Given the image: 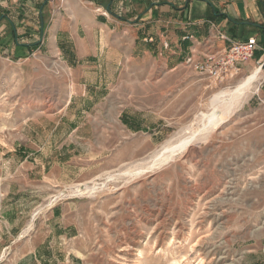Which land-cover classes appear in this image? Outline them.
<instances>
[{
  "label": "rangeland",
  "instance_id": "374dc122",
  "mask_svg": "<svg viewBox=\"0 0 264 264\" xmlns=\"http://www.w3.org/2000/svg\"><path fill=\"white\" fill-rule=\"evenodd\" d=\"M206 1L226 13L264 4ZM147 43L86 88L60 41L29 60L0 51V264H38L35 249L66 231L60 264H264V77L206 140L148 169L198 129L214 96L263 62L216 83L186 58L165 64ZM86 183L100 190L82 191Z\"/></svg>",
  "mask_w": 264,
  "mask_h": 264
},
{
  "label": "crops",
  "instance_id": "0c3cea01",
  "mask_svg": "<svg viewBox=\"0 0 264 264\" xmlns=\"http://www.w3.org/2000/svg\"><path fill=\"white\" fill-rule=\"evenodd\" d=\"M12 2L17 4L8 7V0H0V51L8 59L23 61L29 60L46 43L52 47L60 41L61 50L70 52L64 62L72 71L73 80L84 82L85 88L97 85L91 81L94 76L114 73L120 60L130 58L136 46L143 42H149L145 44L147 51L156 52L168 65L177 61L182 64L190 55L197 58L222 52L231 42L255 38L257 49L253 58L262 61L264 68V6L261 4L252 7L241 2L226 13L215 10L206 0ZM58 35L63 38H57ZM110 39L115 45L107 47ZM125 43H131V55L121 51V44ZM261 87L264 99V82ZM93 90L98 94L100 87ZM47 214L49 220L58 217L56 208ZM63 234L53 235L46 245L35 249L34 261L60 264L58 240L62 238L66 243L69 232ZM67 259L65 256L64 260Z\"/></svg>",
  "mask_w": 264,
  "mask_h": 264
},
{
  "label": "bare ground",
  "instance_id": "6f19581e",
  "mask_svg": "<svg viewBox=\"0 0 264 264\" xmlns=\"http://www.w3.org/2000/svg\"><path fill=\"white\" fill-rule=\"evenodd\" d=\"M236 75L237 74H233L232 77H230L231 80ZM262 77V68L256 67L247 77L241 79L234 88L220 91L216 96H214L213 101L210 104V111L198 117V129L179 138L174 144H171L170 142L167 143L162 148L163 153L156 156L155 160L151 163V166L148 167V169L167 164L173 159L175 154L182 153L186 150V148L197 141H203L209 133L216 130L221 124H223L236 109L240 108L246 100L258 90L257 85ZM212 83L215 82L212 81ZM118 175L120 176V174ZM79 187L82 191L87 190L88 192L100 190V188L95 186L90 187L87 183L79 185ZM50 203H52V200Z\"/></svg>",
  "mask_w": 264,
  "mask_h": 264
},
{
  "label": "built area",
  "instance_id": "2783aa9c",
  "mask_svg": "<svg viewBox=\"0 0 264 264\" xmlns=\"http://www.w3.org/2000/svg\"><path fill=\"white\" fill-rule=\"evenodd\" d=\"M256 49V39L248 38L245 41L231 42L222 52L209 53L197 58L190 55L186 58L185 65H189L198 75L221 83L231 79L233 71L239 70L242 64L251 60Z\"/></svg>",
  "mask_w": 264,
  "mask_h": 264
},
{
  "label": "trees",
  "instance_id": "16d2710c",
  "mask_svg": "<svg viewBox=\"0 0 264 264\" xmlns=\"http://www.w3.org/2000/svg\"><path fill=\"white\" fill-rule=\"evenodd\" d=\"M262 6H264V4H261ZM264 8V7H263ZM42 25H43V23H42ZM42 28H43V26H42Z\"/></svg>",
  "mask_w": 264,
  "mask_h": 264
}]
</instances>
